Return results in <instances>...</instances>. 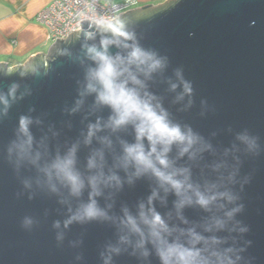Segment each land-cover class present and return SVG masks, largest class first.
Instances as JSON below:
<instances>
[{
  "label": "water",
  "instance_id": "95a60500",
  "mask_svg": "<svg viewBox=\"0 0 264 264\" xmlns=\"http://www.w3.org/2000/svg\"><path fill=\"white\" fill-rule=\"evenodd\" d=\"M121 17L135 43L162 63L148 77H139L141 94L147 93L171 123L197 137L183 157L173 148L174 167L186 169L191 183L204 191L230 192L235 202L227 209L240 208L215 233L205 229L225 219L220 201L207 211L193 203L178 212L169 194L155 202L156 210L177 230L221 239L218 248L233 249L231 258L240 257L236 264H264V0H165ZM83 43L73 32L23 66L7 68L0 62V93L7 96L13 84L18 86L6 109L0 105V264H103L105 249L128 234L120 224L125 210L136 216L138 205L157 188L150 175L136 178L131 169L118 167L122 144L133 142L131 127H105L85 143L88 125L97 120L103 125L110 113L95 105L93 96L81 95L89 67ZM110 52L124 54L116 47ZM184 84L190 87L187 94ZM78 100L82 103L73 111ZM21 116L33 121V154L26 160L9 152ZM72 148L86 185L79 198L45 176L49 165ZM90 158L97 167L89 169ZM100 173L121 179L119 187H103L96 198L107 218L64 229L69 209L88 200V179ZM25 217L33 220L28 228L22 226ZM57 221L60 229L53 227ZM120 247L111 264H159L154 255L142 260L130 246Z\"/></svg>",
  "mask_w": 264,
  "mask_h": 264
},
{
  "label": "clouds",
  "instance_id": "9594fccd",
  "mask_svg": "<svg viewBox=\"0 0 264 264\" xmlns=\"http://www.w3.org/2000/svg\"><path fill=\"white\" fill-rule=\"evenodd\" d=\"M133 10V9H132ZM87 23L88 28L82 25ZM77 36H82L84 43L82 51L89 67L85 72L82 96L94 97V104L109 110L106 123L97 120L88 125L85 143L105 127L113 131L131 127L133 142H124L118 167L127 172L132 170L133 176L150 175L156 182L157 188L152 190L145 202L138 205L136 216L125 210L120 221L121 227L127 230V235L119 237L116 245H109L102 253L103 264H111L112 256L121 252V245L132 248L133 254L147 260L154 255L159 264H236L240 259L233 249L221 250L218 245L223 241L215 235L205 236L195 229L177 230L171 227L155 208L157 200H164L169 194L175 199L173 206L179 212L186 206L195 203L196 206L207 211L213 204L220 201V210L224 220H216L215 225L205 229L207 233H215L225 229L227 222L240 211L239 207L227 209V205L235 202V197L228 191H204L190 181L186 169L176 168L169 155L173 148L177 149L178 157L189 154L197 143V137L191 129H182L167 119V114L157 111L147 93L141 94L142 81L140 76L148 77L162 66L161 60L154 53L145 51L135 43V37L128 30L127 22L117 14L115 7L111 13L97 12L94 5H88L86 12H81L72 29ZM99 36V41L94 42ZM111 47L123 51L113 55ZM17 85L13 84L7 96L0 93V105L6 109L9 99L14 98ZM175 88V85H173ZM190 92V87L184 84V93ZM82 101L76 102V111ZM32 119L21 116L18 121V139L9 148L18 159L26 160L33 154V137L30 132ZM251 147L253 142L246 137H240ZM38 156V154H37ZM89 169L97 167L93 159L88 161ZM45 176L49 182L67 188L69 195L79 198L84 189L85 181L75 168V148L62 157H57ZM121 179L116 173L104 176L103 173L92 176L87 181L89 190L88 200L80 204L63 222L67 229L73 222L86 223L99 219H106L107 213L97 203V197L102 195L103 187H119ZM25 182V187H28ZM53 192L55 185L51 186ZM163 193V196H161ZM33 220L25 217L22 226L30 227ZM60 229V222L53 224ZM241 232L245 229L241 228ZM57 241L63 239V233H57ZM134 238V239H133Z\"/></svg>",
  "mask_w": 264,
  "mask_h": 264
},
{
  "label": "crops",
  "instance_id": "0c3cea01",
  "mask_svg": "<svg viewBox=\"0 0 264 264\" xmlns=\"http://www.w3.org/2000/svg\"><path fill=\"white\" fill-rule=\"evenodd\" d=\"M51 0H0V62L7 68L25 65L36 54L51 48L46 29L36 22V15ZM118 3L121 0H110ZM165 0H136L135 8L152 7Z\"/></svg>",
  "mask_w": 264,
  "mask_h": 264
},
{
  "label": "built area",
  "instance_id": "2783aa9c",
  "mask_svg": "<svg viewBox=\"0 0 264 264\" xmlns=\"http://www.w3.org/2000/svg\"><path fill=\"white\" fill-rule=\"evenodd\" d=\"M88 5H94L97 12L111 13L115 7L117 14L122 15L134 9L136 0H121L118 3L110 0H51L50 3L36 15V22L47 31L51 46L57 40H65L72 33L78 15L87 11Z\"/></svg>",
  "mask_w": 264,
  "mask_h": 264
}]
</instances>
